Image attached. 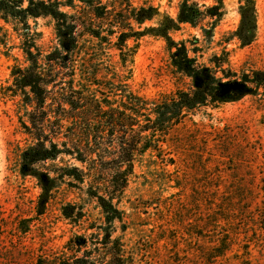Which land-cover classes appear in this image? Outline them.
I'll use <instances>...</instances> for the list:
<instances>
[{
	"label": "trees",
	"instance_id": "16d2710c",
	"mask_svg": "<svg viewBox=\"0 0 264 264\" xmlns=\"http://www.w3.org/2000/svg\"><path fill=\"white\" fill-rule=\"evenodd\" d=\"M240 15L232 36L249 46L257 28L253 0H240ZM223 16V0H181L176 18L132 0H0V21L12 27L23 56L0 87L24 142L10 146L9 164L35 181L37 217L59 205L61 218L84 231L61 249L43 250L35 264H141L139 230L129 228L141 219L138 207L129 201L131 212L124 208L137 169L144 175L177 171L182 142L176 135L187 122L246 97L264 99V69H233L231 39L216 41ZM46 18L55 31L48 46L30 25ZM185 26L196 34L176 41L173 34ZM148 36L165 41L176 86L157 98L133 88L137 46ZM215 48L220 53L206 58ZM31 221L23 220L20 232L27 234ZM228 243L210 249L205 264L225 256Z\"/></svg>",
	"mask_w": 264,
	"mask_h": 264
},
{
	"label": "rangeland",
	"instance_id": "374dc122",
	"mask_svg": "<svg viewBox=\"0 0 264 264\" xmlns=\"http://www.w3.org/2000/svg\"><path fill=\"white\" fill-rule=\"evenodd\" d=\"M180 1L132 0L136 6L150 4L173 18ZM223 1L224 16L215 38L231 39L227 48L232 68L264 69V0H253L257 28L249 46H241L232 36L241 24L240 0ZM30 25L43 34L40 44L51 45L52 19ZM190 34L196 32L185 26L173 38L179 41ZM213 52L220 53V48L206 51L205 57ZM17 61L23 63L19 40L12 27L0 21V87L10 82ZM168 66L165 41L143 38L134 59V90L147 98L173 93L176 86ZM206 113L193 118L198 127L187 122L176 135L182 142L179 169L168 167V173L147 175L137 169L138 177L127 192L124 208L130 213L128 202L136 203L141 217L129 224L139 230L141 264H205L209 250L225 240L229 250L213 264H264V99L246 97ZM16 142L23 146L12 103L0 99V264H35L43 250L61 249L80 229L61 218L59 205L43 217L35 215L39 194L35 181L21 178L9 164L10 146ZM140 206L149 208L140 210ZM89 209L94 218L99 216L94 205ZM25 219H32L27 234L20 232ZM162 228L166 232L161 234ZM155 234L165 240L158 241Z\"/></svg>",
	"mask_w": 264,
	"mask_h": 264
}]
</instances>
